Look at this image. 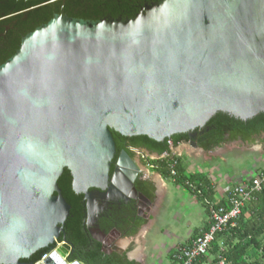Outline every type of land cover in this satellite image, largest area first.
Wrapping results in <instances>:
<instances>
[{
  "label": "water",
  "instance_id": "obj_1",
  "mask_svg": "<svg viewBox=\"0 0 264 264\" xmlns=\"http://www.w3.org/2000/svg\"><path fill=\"white\" fill-rule=\"evenodd\" d=\"M219 112L264 114V0H159L97 20L55 14L29 32L0 65V264H22L59 239L71 209L58 185L65 169L89 228L95 201L122 194L120 181L151 203L125 150L110 176L112 131L163 142L194 136ZM92 236L106 253L125 252L115 230Z\"/></svg>",
  "mask_w": 264,
  "mask_h": 264
},
{
  "label": "trees",
  "instance_id": "obj_2",
  "mask_svg": "<svg viewBox=\"0 0 264 264\" xmlns=\"http://www.w3.org/2000/svg\"><path fill=\"white\" fill-rule=\"evenodd\" d=\"M15 7L24 6V2H42L53 0H7ZM159 0H66L69 16L75 18L97 20L104 17H133L146 4H152ZM57 0L56 4H61ZM51 5V4H50ZM37 17V16H35ZM210 127L207 134L208 140L199 144L201 148L208 151L219 147L224 143L240 140L244 144L253 143L257 140L264 149V114L247 121L235 119L225 113H217L207 123ZM116 144V161L120 151L125 150L131 157V148L143 149L149 153L157 154L159 157L154 160H146L151 169L166 179L172 180L176 185L186 188L190 193L199 197H210L213 190L209 184L199 181L196 177H206L202 173L192 172L186 174V166L180 156L172 154V147L178 146L186 139V134H177L163 142H157L147 136L125 137L112 131ZM128 146V147H127ZM166 154L165 156H163ZM145 162V161H144ZM173 171L174 174L172 173ZM264 169L258 171V174ZM204 179V178H201ZM62 195L70 205V214L67 218L58 241H65L71 246V251L67 257L69 262H79L81 264H142L130 260L127 253L104 251L103 243L95 239L89 232L86 225L87 212L83 194H76L72 189V176L68 169H65L58 180ZM136 189L153 200L154 185L149 181H143L140 177L135 183ZM229 209L230 199H223L218 207ZM115 220L109 221L106 229L107 233L115 226ZM144 218H137L126 232V236H135L139 229L146 224ZM210 227L207 222L202 229L195 230L187 242L180 244L188 245L192 239ZM43 248L33 254L29 259L21 260L22 264L37 263L43 256L48 254L51 248ZM225 258L230 264H264V183L262 189L253 194L251 199L242 208L241 216L235 226L227 231L218 233L215 236L208 255L196 258L193 264H219V260ZM171 264L176 263L175 248L170 254ZM228 264V263H226Z\"/></svg>",
  "mask_w": 264,
  "mask_h": 264
},
{
  "label": "rangeland",
  "instance_id": "obj_3",
  "mask_svg": "<svg viewBox=\"0 0 264 264\" xmlns=\"http://www.w3.org/2000/svg\"><path fill=\"white\" fill-rule=\"evenodd\" d=\"M234 145L238 147L234 150L235 153H237L240 157L238 160L242 158V160L246 161L245 165L242 164L244 161L240 162L241 165L237 163L235 165L234 160L232 162V159H228L227 163L220 162V167L217 168L218 171L215 174L213 171L216 167L214 165L212 166L210 162L202 163L201 167H198V171L207 172L210 170L212 172L211 175L214 176L211 178L220 180H223L226 176L233 177L235 173H240L242 177L256 175L258 167H264V158H252L256 157V155H259L256 154V152H262V154H264V151L261 148H257L256 151V149L252 147L256 152H249L248 146L239 148L241 147L239 142L227 143L225 145V151H228V149ZM176 153L184 155V151L181 146L172 148V154ZM227 156H230L229 151ZM209 157L210 155L206 154L197 157L195 155L190 156L188 159L190 169L193 167L195 162H201ZM134 160L140 169L144 168L145 164L143 160L137 155H135ZM230 161L231 164L233 163L231 166L230 164L228 165ZM141 174L142 177H157L156 172H154L152 169H149L148 167L144 168V170L141 169L140 176ZM235 181H237V179ZM169 185V193L166 195V198L161 201V204H158L157 207L155 202L151 203V205L148 203L145 204L149 205L148 208H150V210H148V208L145 210V215L150 217L148 222L149 224L151 223L147 235V239L149 241V250L147 252L146 264H169L167 247L175 245L177 246L178 244L183 243L190 232H192L193 228L195 226L201 225L206 218L205 207L198 198L192 195L186 188L184 189L172 181H169ZM152 211L154 212L152 213Z\"/></svg>",
  "mask_w": 264,
  "mask_h": 264
},
{
  "label": "flooded vegetation",
  "instance_id": "obj_4",
  "mask_svg": "<svg viewBox=\"0 0 264 264\" xmlns=\"http://www.w3.org/2000/svg\"><path fill=\"white\" fill-rule=\"evenodd\" d=\"M61 1H62L61 4L58 3L56 4L57 0L42 1V2L26 1L23 4L24 6L15 7L14 5L11 4V2H8L7 0H0V65L5 63L16 53V51L20 47L22 38L25 35H27L29 32L33 31L38 26L48 22L55 14H66L69 16V13L65 8L66 0H61ZM209 131H210V127H204L202 129L196 130L194 132V136H189L187 134L186 139L183 140L181 144H190L191 141H194L197 144L196 148L202 149L204 153L214 152L215 150L218 149V147L205 151L203 148L199 146L200 143L208 140L207 134L209 133ZM130 150L134 154L132 157L133 159L135 155H137L138 151H144L143 149H137L131 147ZM114 170H115V163L112 164L111 167V172H110L111 177L113 176ZM139 177L142 179V174L141 176L140 174L138 175V177L134 182V186ZM150 202L152 203L154 202V200L152 201L150 200ZM99 203L101 204V210H99V212L97 213L98 215L96 217L97 221L94 224V226L92 227L90 226L91 228L87 226L88 230L90 232L91 229L92 233L90 232V234L91 235L94 234L98 238H106V236L111 235V233L114 230L119 232L120 236L114 237L115 238L114 246L120 245L118 243L119 240L125 237H131V236H126V232L132 224H135L137 218L139 217L144 218L147 221L150 218L148 215H145V210L148 208L149 205H151V203L145 206H143L142 204L141 206L140 199L138 198V196L134 197L130 194H127L119 197L114 195V200L110 201L108 204H106V201L103 202L99 201ZM95 207L97 208L98 211L99 206H97L96 204ZM148 210H150V208H148ZM146 216H148V218H146ZM112 220H115L114 222L115 226L112 229L110 227L107 233L106 229L109 228L108 227V225H110L109 221ZM147 223L148 222H146V224ZM146 224H144L139 229L138 233L142 230V228H144V226H146ZM54 244L56 247L58 244L57 241ZM54 248H51L50 251H52Z\"/></svg>",
  "mask_w": 264,
  "mask_h": 264
},
{
  "label": "crops",
  "instance_id": "obj_5",
  "mask_svg": "<svg viewBox=\"0 0 264 264\" xmlns=\"http://www.w3.org/2000/svg\"><path fill=\"white\" fill-rule=\"evenodd\" d=\"M232 142H239V144L241 145V147H239V148H244V146L245 147L248 146L249 152H253L254 149H256V151H257V148H261L264 151L263 145L260 143L259 140L255 141L253 143H249V144H244L240 140H236V141H232ZM229 143H231V142H229ZM226 144L227 143L220 145L218 147V149L215 150L214 152H207V153H204L202 149H197V148L191 146L190 144H181L180 143L178 146H176V147L181 146L183 151H184V155L177 154V153H176V155L180 156L182 158V161L184 162V165L186 166V174L192 173V172H198V173L204 174L206 177H196V178L199 181H201L202 183L203 182L208 183L209 188H211L213 190V194H211L210 197H199V196L191 193L196 198H198L202 202V204L204 205L206 218L204 219V222L201 225L195 226L193 228L192 232H190V234L184 240L183 243L187 242V240L193 235V232L195 230L202 229L203 226L208 222V208H209L208 202L209 203H220L223 199L228 198V190L229 189H231L235 186H238V185H244L246 183H250L252 181V179H254L255 176L258 174V171L264 169V167H258L256 175H252L250 177H245V176L242 177V175L240 173H237V174L235 173V175L233 177L226 176L223 180L211 178L214 176L211 175L212 172L210 170L207 172L206 171H198V169H199L198 167H201V164L205 163V162H207V163L210 162L212 164V166L214 165L216 167V168H214L215 170L213 171L215 174L218 171L217 168L220 167L219 166L220 162L227 163L228 159H232V162L234 160V164L236 165V163L240 164V162L244 161V160H242V158L240 160H238L240 157L234 151L235 149L238 148L235 145L232 146L230 149H228L229 154H230V156L228 157L227 156L228 151H225V145ZM172 148H174V147H172ZM256 151H254V152H256ZM259 151H261V150H259ZM222 152H224V153H222ZM205 154L210 155V157L204 159L201 162H195L193 164V167L190 169V164L188 163L189 157L192 155H195L197 157V156H201V155H205ZM256 154H259V155H256V157H254L252 159H257L258 157L264 158V154H262V152L261 153L256 152ZM137 156L139 158H141L143 160V162L145 161L144 162V164H145L144 168L148 167L149 169H151V167L149 166L148 163H146V160H148V159L154 160V158L159 157L157 154H155V153L151 154L146 150L138 151ZM229 164H230V166L233 165V163L231 164V161H230V163H228V165ZM242 164L245 165L246 161H244ZM144 168H141V169L144 170ZM156 174H157L156 175L157 177H142V180L143 181H145V180L149 181L154 185V193H153L154 199L153 200L156 203V207H157L158 204H161V201L166 198V195H168L169 188H170L169 181H172V180L166 179L158 173H156ZM201 178H204V179H201ZM236 179H237V181H235ZM155 191H156V193H155ZM153 212L154 211H152V213ZM152 213H151V215H152ZM150 224L148 222L146 224V226H144V228H142V230L136 236L126 237V238L118 241V243L120 244L119 246L122 247L125 250V252L131 256L130 260H134V261H137V262L142 263V264L147 263V252L149 250V241L147 239V235H148V229L150 227ZM178 245H180V244H178ZM175 246H168L167 247V256L169 258V264L172 263L171 259H170V254H171V252Z\"/></svg>",
  "mask_w": 264,
  "mask_h": 264
},
{
  "label": "built area",
  "instance_id": "obj_6",
  "mask_svg": "<svg viewBox=\"0 0 264 264\" xmlns=\"http://www.w3.org/2000/svg\"><path fill=\"white\" fill-rule=\"evenodd\" d=\"M164 154L163 156H165ZM175 171L172 173L174 174ZM264 183V172L257 174L250 183L244 185H238L228 190V198L230 199V208L226 209L224 207H216L218 203H209L208 208V222L210 227L208 230L200 233L192 241L185 246L177 245L175 247V264H193V262L202 255H208L216 234L227 231L230 227H233L238 222L242 208L248 202L253 194L262 189V184ZM63 242L57 240V246L50 251L48 254L44 255L42 260L51 256L55 251H58L59 247L62 246ZM68 244V243H67ZM69 245V244H68ZM71 251V246L67 249V253L63 256L58 254V257L54 259L57 260L55 264H81L79 262H69L67 257ZM41 261L37 262L39 264ZM230 264L225 258L219 260V264Z\"/></svg>",
  "mask_w": 264,
  "mask_h": 264
},
{
  "label": "bare ground",
  "instance_id": "obj_7",
  "mask_svg": "<svg viewBox=\"0 0 264 264\" xmlns=\"http://www.w3.org/2000/svg\"><path fill=\"white\" fill-rule=\"evenodd\" d=\"M129 173V172H128ZM119 176V175H118ZM117 176V177H118ZM124 177H127V175L126 174H121V177H120V180H123V181H125V178ZM127 180V179H126ZM121 182V183H120ZM119 182V184H120V187L122 188V194H115L116 196H119V197H121V196H123V195H127V194H130V195H132V196H134L135 197V194L134 193H132V191L130 190V188H129V184H128V181L127 182H122V181H120ZM128 184V185H127ZM113 199H114V196H113ZM147 203V202H146ZM96 204H97V206H99L98 208L100 209L101 208V204L99 203V202H97V201H95V206H96ZM142 204H143V206H145V202L143 201L142 202ZM149 204V203H148ZM93 213H92V215H91V220L93 221L94 220V217H95V213L97 212V208L95 207V208H93ZM98 212H99V210H98ZM57 260H55V262L53 261L52 263L53 264H55V263H57L56 262ZM51 264V263H50Z\"/></svg>",
  "mask_w": 264,
  "mask_h": 264
}]
</instances>
